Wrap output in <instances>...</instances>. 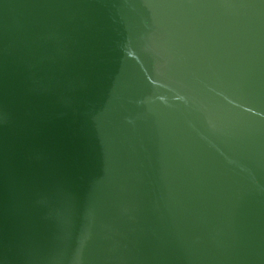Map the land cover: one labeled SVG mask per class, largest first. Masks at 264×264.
Returning <instances> with one entry per match:
<instances>
[{"label":"water","instance_id":"95a60500","mask_svg":"<svg viewBox=\"0 0 264 264\" xmlns=\"http://www.w3.org/2000/svg\"><path fill=\"white\" fill-rule=\"evenodd\" d=\"M0 264H264V0H0Z\"/></svg>","mask_w":264,"mask_h":264}]
</instances>
